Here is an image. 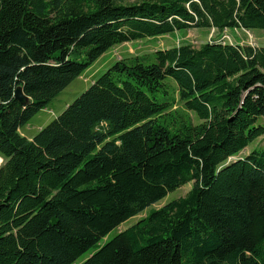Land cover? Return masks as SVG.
Instances as JSON below:
<instances>
[{
  "label": "trees",
  "instance_id": "1",
  "mask_svg": "<svg viewBox=\"0 0 264 264\" xmlns=\"http://www.w3.org/2000/svg\"><path fill=\"white\" fill-rule=\"evenodd\" d=\"M190 29L264 30V0H0V264H75L187 184L80 264H264V46L114 61L21 134L109 49Z\"/></svg>",
  "mask_w": 264,
  "mask_h": 264
},
{
  "label": "rangeland",
  "instance_id": "2",
  "mask_svg": "<svg viewBox=\"0 0 264 264\" xmlns=\"http://www.w3.org/2000/svg\"><path fill=\"white\" fill-rule=\"evenodd\" d=\"M122 1L123 3L129 4L138 2L139 0ZM212 41H221L228 44L241 43L242 45L247 44L253 47H262L264 46V30L256 29L250 32H245L240 29H229L225 33H218L217 31L208 29H190L188 31L171 33L159 38L143 39L136 42L115 46L104 53L92 66L88 68V70L84 72L81 77L72 81L56 98H54L46 106L45 109L38 112L28 122V124L22 128L21 132L25 133L26 135H36L39 131V128L42 129L51 123L69 104L77 99L101 74H103L114 63V61L131 56L150 54L157 49H165L182 43H188L193 47L198 48L201 44ZM191 116L193 117V115ZM194 122L196 123V121ZM263 146L264 137H260L249 147H247L240 155L243 157L253 149ZM3 162L4 161L2 160L0 166L3 164ZM190 189L191 184L184 185L174 192L169 193L163 200L152 205L140 215L124 222L117 229L110 232V234L104 238L97 247L93 248L87 254L81 256L75 264H80L82 261H84L90 255V253L97 251L107 239H111L117 234V232H121L136 224L140 219L146 217L151 210H157L170 201L184 197Z\"/></svg>",
  "mask_w": 264,
  "mask_h": 264
},
{
  "label": "water",
  "instance_id": "3",
  "mask_svg": "<svg viewBox=\"0 0 264 264\" xmlns=\"http://www.w3.org/2000/svg\"><path fill=\"white\" fill-rule=\"evenodd\" d=\"M14 97L23 106L26 105V103L28 101V98L23 94L21 87H17L15 89Z\"/></svg>",
  "mask_w": 264,
  "mask_h": 264
},
{
  "label": "crops",
  "instance_id": "4",
  "mask_svg": "<svg viewBox=\"0 0 264 264\" xmlns=\"http://www.w3.org/2000/svg\"><path fill=\"white\" fill-rule=\"evenodd\" d=\"M234 44H239V45H242L241 43H234ZM22 130V129H21ZM39 130H40V128H39ZM21 134L23 135V136H25L26 138H28V139H31L34 135H26L25 133H22L21 132Z\"/></svg>",
  "mask_w": 264,
  "mask_h": 264
},
{
  "label": "bare ground",
  "instance_id": "5",
  "mask_svg": "<svg viewBox=\"0 0 264 264\" xmlns=\"http://www.w3.org/2000/svg\"><path fill=\"white\" fill-rule=\"evenodd\" d=\"M212 30V29H211ZM225 32H227V30H224L222 33H225ZM225 37H227V36H225ZM224 38V37H223ZM222 38V39H223ZM221 42V41H220ZM221 43H223V44H225V42H221ZM229 44H231V43H229Z\"/></svg>",
  "mask_w": 264,
  "mask_h": 264
},
{
  "label": "built area",
  "instance_id": "6",
  "mask_svg": "<svg viewBox=\"0 0 264 264\" xmlns=\"http://www.w3.org/2000/svg\"><path fill=\"white\" fill-rule=\"evenodd\" d=\"M211 33H214V32H211Z\"/></svg>",
  "mask_w": 264,
  "mask_h": 264
}]
</instances>
